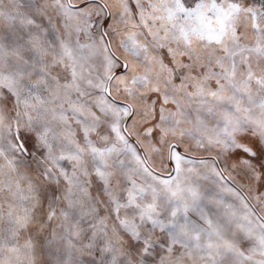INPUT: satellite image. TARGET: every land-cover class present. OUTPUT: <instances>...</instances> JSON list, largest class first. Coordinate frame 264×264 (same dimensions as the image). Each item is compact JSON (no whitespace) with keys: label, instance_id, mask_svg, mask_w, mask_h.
Wrapping results in <instances>:
<instances>
[{"label":"snow or ice","instance_id":"6c2138e0","mask_svg":"<svg viewBox=\"0 0 264 264\" xmlns=\"http://www.w3.org/2000/svg\"><path fill=\"white\" fill-rule=\"evenodd\" d=\"M0 264H264V0H0Z\"/></svg>","mask_w":264,"mask_h":264}]
</instances>
